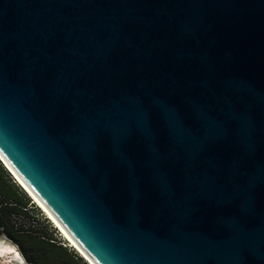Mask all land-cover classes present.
I'll return each mask as SVG.
<instances>
[{"label":"water","instance_id":"1","mask_svg":"<svg viewBox=\"0 0 264 264\" xmlns=\"http://www.w3.org/2000/svg\"><path fill=\"white\" fill-rule=\"evenodd\" d=\"M0 161L92 264H264V0H0Z\"/></svg>","mask_w":264,"mask_h":264},{"label":"trees","instance_id":"2","mask_svg":"<svg viewBox=\"0 0 264 264\" xmlns=\"http://www.w3.org/2000/svg\"><path fill=\"white\" fill-rule=\"evenodd\" d=\"M0 235L28 264H88L59 235L0 161Z\"/></svg>","mask_w":264,"mask_h":264},{"label":"rangeland","instance_id":"3","mask_svg":"<svg viewBox=\"0 0 264 264\" xmlns=\"http://www.w3.org/2000/svg\"><path fill=\"white\" fill-rule=\"evenodd\" d=\"M30 200H31L33 206L37 207L40 210L42 216H44L48 220V222L51 224L52 228L55 229V232H56L57 235H59L58 237L60 238L61 242H63L64 245L69 246V244L67 243V241H65V239L61 236L60 231H58V229L55 228V226L51 223V221L43 213V210L40 209V207L33 201L32 198H30ZM5 246L8 247L7 250H5V248H4ZM68 248L74 250L79 255V253L73 247H70L69 246ZM0 250H1V252H0V264H16L17 261L15 260V258L17 259V257H18V255L15 256V254H17L16 251H18L17 246L15 244H12L11 242L7 241L1 235H0ZM23 260L24 259L21 256L20 257V260H18V261H20L19 264H28V263L25 262V260L24 261ZM22 262H25V263H22Z\"/></svg>","mask_w":264,"mask_h":264},{"label":"bare ground","instance_id":"4","mask_svg":"<svg viewBox=\"0 0 264 264\" xmlns=\"http://www.w3.org/2000/svg\"><path fill=\"white\" fill-rule=\"evenodd\" d=\"M5 165H6V163H5ZM7 166V165H6ZM7 168H9L8 166H7ZM10 170V169H9ZM11 171V170H10ZM12 172V171H11ZM13 174V173H12ZM14 176V177H13ZM13 178H15L16 180V182L18 183H20L22 186H23V184L16 178V176L13 174ZM24 187V186H23ZM24 189L28 192V194L31 196V198L33 199V201L43 210V213L44 214H46V216H47V218L49 219V220H51V223L55 226V228H57L58 229V231H60V234H61V236L65 239V241H67V243L69 244V246L70 247H73L78 253H79V255L82 257V258H84V260L88 263V264H92L87 258H86V256L71 242V240L65 235V233L59 228V226L53 221V219L47 214V212L40 206V204L35 200V198L29 193V191L24 187ZM27 194V195H28ZM5 248V250H7L8 249V247L7 246H5L4 247ZM0 252H1V250H0ZM18 254H15V256H17ZM17 262H16V261ZM15 262H16V264H19L20 263V261H18L19 260V258L17 257V259L15 258Z\"/></svg>","mask_w":264,"mask_h":264},{"label":"clouds","instance_id":"5","mask_svg":"<svg viewBox=\"0 0 264 264\" xmlns=\"http://www.w3.org/2000/svg\"><path fill=\"white\" fill-rule=\"evenodd\" d=\"M41 209V208H40ZM46 215V214H45ZM47 217V216H46Z\"/></svg>","mask_w":264,"mask_h":264},{"label":"crops","instance_id":"6","mask_svg":"<svg viewBox=\"0 0 264 264\" xmlns=\"http://www.w3.org/2000/svg\"><path fill=\"white\" fill-rule=\"evenodd\" d=\"M16 253H17V251H16Z\"/></svg>","mask_w":264,"mask_h":264}]
</instances>
